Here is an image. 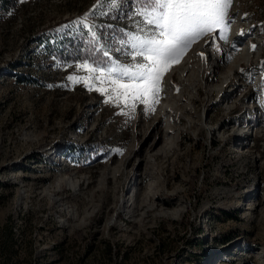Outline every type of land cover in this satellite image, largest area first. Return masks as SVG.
I'll return each instance as SVG.
<instances>
[{"label": "rangeland", "instance_id": "obj_1", "mask_svg": "<svg viewBox=\"0 0 264 264\" xmlns=\"http://www.w3.org/2000/svg\"><path fill=\"white\" fill-rule=\"evenodd\" d=\"M9 3L0 5V264H264V0H232L227 31L171 65L151 109L107 94L112 80L130 82L120 70L146 63L133 38L154 31L137 15L150 0ZM77 38L103 60H68ZM208 57L220 69L206 81ZM182 69L194 89L179 82ZM155 127L167 134L161 152L147 149L161 140L148 137ZM130 197L135 216L122 210Z\"/></svg>", "mask_w": 264, "mask_h": 264}, {"label": "snow or ice", "instance_id": "obj_2", "mask_svg": "<svg viewBox=\"0 0 264 264\" xmlns=\"http://www.w3.org/2000/svg\"><path fill=\"white\" fill-rule=\"evenodd\" d=\"M231 4L232 0H150V10L138 11L137 15L143 16L154 31L143 38H133L135 55L143 57L146 63L135 65L134 71L120 70L130 82L111 81L113 87L107 94L112 102L122 100L132 108L135 104L129 101L139 100L151 109L158 102L162 78L171 65L178 63L193 43L213 30L227 31ZM82 67L95 71L87 65Z\"/></svg>", "mask_w": 264, "mask_h": 264}, {"label": "bare ground", "instance_id": "obj_3", "mask_svg": "<svg viewBox=\"0 0 264 264\" xmlns=\"http://www.w3.org/2000/svg\"><path fill=\"white\" fill-rule=\"evenodd\" d=\"M239 30V29H238ZM203 51V50H202ZM248 55H246V57H247ZM205 59V58H204ZM211 62V63H210ZM188 63V64H187ZM186 64L187 65H191L190 63H189V61L187 62ZM204 67H209V72L204 68L203 69V75L204 74H206V76H207V80L206 81H208V77H209V75H208V73H210V71L211 70H214L212 73H217V70H219L220 69V66L219 65H215L214 64V58L213 57H208V58H206L205 59V61H204V64H202ZM202 66V67H203ZM182 72L184 71V69H182L181 70ZM181 72V76H180V83H181V85L183 86H185V84H183L184 82H186L187 80H193L191 83H190V81H187L186 83H187V85H189V89H190V87H191V89H194V83H197L198 81H196L195 79H193V76H194V72H191V73H189L190 72V70H187L186 71V73H182ZM202 72L200 71L199 72V74H201ZM190 75V76H189ZM202 77V76H201ZM203 79V78H202ZM227 78H225L224 79V83H226L227 82ZM177 86L178 85H176V86H172V88H171V91H172V89L173 90H175L176 91V89H177ZM185 92H186V89L184 90ZM212 90H206V95L207 96H210L211 94H212ZM185 96V94H181V96H180V98L179 99H183V97ZM188 98H189V100L190 101H192V102H196V100H195V97L194 96H190V95H188ZM183 109H186V107H184ZM164 111H166L167 112V114H169L170 115V117L171 118H174V122L176 123V121H178V117H177V115H176V113L177 112H175L176 111V109L174 108V106L173 107H162L161 109H159L158 110V112H160V115H161V112H164ZM170 111V112H169ZM162 115H163V113H162ZM140 125H141V123H140ZM171 130L170 131H172V129H174V126L172 127L171 126V128H170ZM157 132H158V134H157ZM181 133V132H180ZM161 135V140L160 141H158V143H156V141H154L152 138H150L149 140H147V142H146V144H149L147 147V149H149V151H151V152H155L157 149H160L159 151L161 152V151H164L166 148H167V146H161V147H159L161 144H162V142H163V138H165L166 137V133H164V134H162L161 132L159 133V129L157 130L156 129V127L154 128V130L152 131V133H151V135H149L148 137H152V136H154V135ZM236 134H238V133H236ZM155 143V144H154ZM175 145V141H173L172 143H171V146H170V149H172L173 148V146ZM143 147V146H142ZM159 147V148H158ZM141 149V148H140ZM162 149V150H161ZM160 153H157L155 156H157V155H159ZM133 199L134 198H129V199H125L124 200V203H123V206H122V210L124 211V212H129L130 214H132L133 216H135L137 213H138V207H137V204H136V202H133ZM144 204V206H146V203H143Z\"/></svg>", "mask_w": 264, "mask_h": 264}, {"label": "trees", "instance_id": "obj_4", "mask_svg": "<svg viewBox=\"0 0 264 264\" xmlns=\"http://www.w3.org/2000/svg\"><path fill=\"white\" fill-rule=\"evenodd\" d=\"M0 5L4 6V10L10 9V3L9 0H2V3ZM79 40L74 39L72 41H69V43L66 45L67 48H70L72 52H69L70 55H66L68 60H78L81 59H88L93 62L99 61L101 62L103 60V55L105 56L104 52L102 50L97 51V46L93 45L92 43L89 44L87 41H83L82 44H78Z\"/></svg>", "mask_w": 264, "mask_h": 264}]
</instances>
